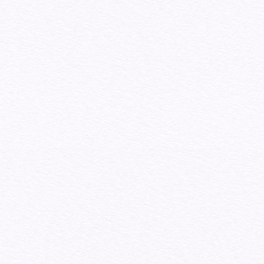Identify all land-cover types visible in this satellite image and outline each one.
I'll list each match as a JSON object with an SVG mask.
<instances>
[{
  "label": "snow or ice",
  "instance_id": "snow-or-ice-1",
  "mask_svg": "<svg viewBox=\"0 0 264 264\" xmlns=\"http://www.w3.org/2000/svg\"><path fill=\"white\" fill-rule=\"evenodd\" d=\"M0 264H264V0H0Z\"/></svg>",
  "mask_w": 264,
  "mask_h": 264
}]
</instances>
